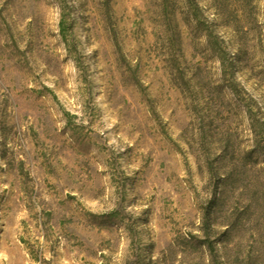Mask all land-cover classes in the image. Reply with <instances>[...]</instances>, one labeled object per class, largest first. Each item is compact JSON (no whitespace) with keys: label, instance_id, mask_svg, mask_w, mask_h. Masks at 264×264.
<instances>
[{"label":"rangeland","instance_id":"1","mask_svg":"<svg viewBox=\"0 0 264 264\" xmlns=\"http://www.w3.org/2000/svg\"><path fill=\"white\" fill-rule=\"evenodd\" d=\"M0 264H264V0H0Z\"/></svg>","mask_w":264,"mask_h":264}]
</instances>
